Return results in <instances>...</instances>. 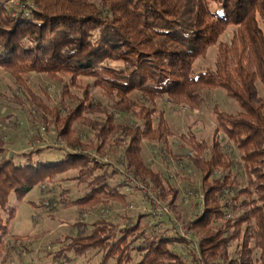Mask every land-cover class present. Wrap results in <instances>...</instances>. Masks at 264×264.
Returning a JSON list of instances; mask_svg holds the SVG:
<instances>
[{
	"label": "trees",
	"instance_id": "16d2710c",
	"mask_svg": "<svg viewBox=\"0 0 264 264\" xmlns=\"http://www.w3.org/2000/svg\"><path fill=\"white\" fill-rule=\"evenodd\" d=\"M228 30L230 38L222 40ZM215 46L214 67L196 74L197 60ZM0 68L25 88L18 101L40 110L64 143L48 147L59 155L45 157L46 147L10 151L0 136V246L10 236L15 250L30 238L10 233L17 212L12 195L23 198L37 186L53 189L69 179L81 194L72 197L64 189L52 203L87 213L124 202L121 188L130 184L117 181L124 172L181 219L180 189L166 170L147 163L143 141L166 150L175 134L158 100L198 110L206 92L222 89L240 110L228 113L215 105L212 142L190 127L179 135L189 152L167 150L170 161H188L202 175V208L187 222L190 238L168 236L141 218L125 224L100 218L81 223L64 238L68 243L56 241L60 253L100 255L99 264H131L135 254L141 256L137 264H189L176 250L181 245L190 249L193 264H264V0H0ZM31 73L62 85L58 106L26 89ZM93 86L106 104L95 100ZM112 148L120 151V166L104 160ZM69 172L76 174L62 177Z\"/></svg>",
	"mask_w": 264,
	"mask_h": 264
},
{
	"label": "rangeland",
	"instance_id": "374dc122",
	"mask_svg": "<svg viewBox=\"0 0 264 264\" xmlns=\"http://www.w3.org/2000/svg\"><path fill=\"white\" fill-rule=\"evenodd\" d=\"M231 32L232 30H228L221 39L228 40ZM216 53L217 47L215 46L209 50L207 56L199 58L194 65V72L197 74L213 68ZM25 80L26 89H30L50 107L59 105L62 85L56 80L44 73H31L25 76ZM82 81L94 83L93 78L83 77ZM24 89L11 74L0 68V96H3L0 97V136L8 143L10 151L28 152L31 149L46 147L43 153L45 157L59 155L58 150L48 149V147L64 144L58 139L55 129L50 124L44 123L40 110H36L31 104L22 105L15 97L24 99ZM72 90L77 95L81 94L79 90ZM92 95L96 101L107 103V98L99 87H92ZM131 97L141 100L139 93H134ZM204 99V103L198 110L174 106L169 100H158L157 108L165 111L168 124L175 134L169 138L166 150L162 143L143 141V155L147 163L154 169L166 170L167 176L180 189L178 211L182 218L178 219L176 216L175 218L185 227H187L188 220L196 216L202 208L203 196L200 191L202 175L188 161H170L167 150L170 149L172 154L185 155L189 152L188 148L179 140V135L186 133L190 127H193L199 138L211 143L217 126L214 113L216 104L221 110L228 113L240 110L237 101L222 89L206 92ZM68 103L74 104L70 100ZM126 118H130L129 115H126ZM75 128L79 135L83 133L80 127L76 126ZM118 150L112 148L104 160L112 162L115 166H120L121 154ZM230 150L239 160L236 149L232 147ZM234 171L244 183L245 179L240 164H237ZM75 174V172H69L62 177H73ZM117 178V181L120 182L128 183L127 181H129L124 172ZM51 187L47 184L37 186L23 198L16 195L11 196V204L16 206L17 212L11 223L10 233L20 236L30 235V238L25 239L15 250H12L10 246L14 244V240L10 236L6 237L5 244L0 246V264H99L100 255L97 257L89 254L82 256L77 255L74 250L68 249L65 255L60 253L62 243L56 240L61 239L68 243L69 241L64 238L67 235H75L81 229V223L89 224L88 222L100 218H110L124 224L134 223L138 218H141L143 224L149 223L150 226L158 224L156 230L166 231L168 236L181 234L176 221L168 219V216L160 218L159 215H156L149 195L138 192L133 186L126 185L121 188V192L126 194L124 202H111L108 206H101L97 210L87 213H81L75 207L64 208L58 203H52L59 198V194L64 189L69 190L72 197L81 194L82 187H78L76 181L70 179L59 181L53 189ZM146 188L148 191L151 190L147 186ZM192 248H195V245ZM176 250L183 254L189 264H193L188 247L181 245L176 247ZM58 255L59 257H56ZM140 260L141 256L135 254L131 264H137Z\"/></svg>",
	"mask_w": 264,
	"mask_h": 264
},
{
	"label": "built area",
	"instance_id": "2783aa9c",
	"mask_svg": "<svg viewBox=\"0 0 264 264\" xmlns=\"http://www.w3.org/2000/svg\"><path fill=\"white\" fill-rule=\"evenodd\" d=\"M128 178H129V181H127V182L130 184V186L135 187L136 190H138V192L149 195V197L153 203L154 213L156 215H159L160 218H163L164 216L175 218L173 210L170 208V206H168L167 204H164L162 202V200L160 199L158 194L153 193L151 191H148V189L146 188L145 185L141 184L140 182H136L132 176H128L127 180H128ZM174 220L177 223V227L179 228L181 235L184 237L190 238L191 233L189 232L188 228L185 227L184 224L178 222L176 219H174ZM195 247H196V245H195Z\"/></svg>",
	"mask_w": 264,
	"mask_h": 264
}]
</instances>
